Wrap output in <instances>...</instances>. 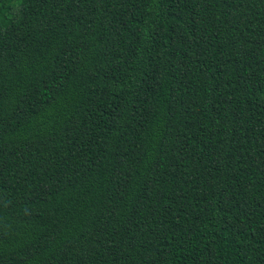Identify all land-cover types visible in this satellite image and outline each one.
<instances>
[{"label":"trees","instance_id":"trees-1","mask_svg":"<svg viewBox=\"0 0 264 264\" xmlns=\"http://www.w3.org/2000/svg\"><path fill=\"white\" fill-rule=\"evenodd\" d=\"M0 264H264V0H0Z\"/></svg>","mask_w":264,"mask_h":264}]
</instances>
